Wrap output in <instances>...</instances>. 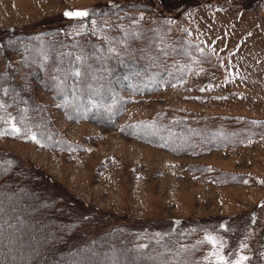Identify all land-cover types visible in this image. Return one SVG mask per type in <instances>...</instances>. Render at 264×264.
<instances>
[{"label":"rangeland","instance_id":"rangeland-1","mask_svg":"<svg viewBox=\"0 0 264 264\" xmlns=\"http://www.w3.org/2000/svg\"><path fill=\"white\" fill-rule=\"evenodd\" d=\"M0 32L11 34L0 52V70L9 62L12 69L6 70L27 93L14 101L0 95L9 117L5 127L18 133L14 113L21 123L32 113L45 114L59 138L53 143L50 132L42 133L44 146L33 137L0 134V152L13 156L24 174H34L37 184L63 196L76 219L81 220V210L91 209L109 223L107 228H153L178 240L192 233L203 241L196 248L203 264H264V136L249 135L263 127L239 120L234 125L246 128L222 130L215 125L227 123L206 125L205 119L264 118V0H0ZM81 35L93 41L92 47L65 60L68 45ZM38 36L51 41L52 53L42 40L28 49ZM182 37L205 44L222 72L192 65L191 45ZM175 46L182 59L173 60L172 74L167 71ZM81 65L84 85L75 75ZM178 75L175 85L134 94ZM26 95L39 104L38 113L24 104ZM141 120L151 128L141 123L136 133L128 127ZM196 120L204 123L194 124L196 133L182 128V122ZM184 129L190 133L178 132ZM238 139L247 142L224 147ZM195 141L207 144V150L193 149ZM216 169L233 174L212 178ZM3 180L2 264H164L160 256L130 252L110 241L80 250L74 260L57 255L63 231L45 212L46 204L34 194L2 186Z\"/></svg>","mask_w":264,"mask_h":264},{"label":"trees","instance_id":"trees-1","mask_svg":"<svg viewBox=\"0 0 264 264\" xmlns=\"http://www.w3.org/2000/svg\"><path fill=\"white\" fill-rule=\"evenodd\" d=\"M152 26L153 25H151L150 28ZM6 31L10 32L12 30L7 29L4 32ZM10 35L11 34L8 33L7 36H10ZM17 35L18 34L14 33L13 36H17ZM7 36H2V32H0V52L3 50V46L7 42V40H9ZM26 37L28 36H26L24 33H21L20 38H22L23 40H26L25 39ZM58 37L61 38L60 36ZM42 39H47V37L38 36V38H35V40H32L28 44L30 45L28 49H30V47H32L35 42L41 41ZM73 40H76L75 43L68 45V47L70 48V51H67L66 53L63 54V57L65 58V60L70 59V58L73 59L72 53L79 54L81 51H87L88 48L92 47L93 45L92 44L93 41L90 40L87 36L81 35ZM182 40L181 42L186 41V42H189L188 44L191 45L192 54H193V57L195 58V62H194L195 64H192V65L194 66L200 65L204 70L218 71L217 72L218 74L222 72V65L216 61V58L213 56L214 53L205 44H203L200 41H197V39H194V38L193 40L192 39L190 40V39H187L186 37H182ZM174 41L178 43L177 39H175ZM50 42L51 41L49 40H42V44L46 48L45 50H48L47 52L52 53V51L50 52L49 50L53 48V45H51L52 43ZM58 42L64 43L63 40H60ZM173 50H174L173 52L174 56L169 57V60L172 61L171 63L172 65L170 66V69L167 71V73L170 72L172 74H173V70L176 69L175 65H177L175 63L173 64V60L175 58L178 59L181 57V56H178L179 50L177 49L176 46L173 48ZM5 63H7V61ZM7 68L12 69V67H10L9 65V62L7 63ZM7 68L0 70V95L3 94L5 96H8L12 101H14L13 99L14 97H16V100L18 98L21 99V97L25 96L24 94H27V93L24 92V89L22 90L20 88V86L16 82L13 72H10V70H6ZM83 70L85 71L84 67H82L81 65V67L75 69L76 71L75 75H76V79H78V81L81 84L83 83L84 85V83H87V80H85V76H84L85 72ZM179 75L174 76L173 80H169V82L168 81L165 83L161 82L160 84H157L155 86L151 85L150 87L152 88L144 87V88H141L143 89V91L140 90L139 92H136L135 90L134 92L136 93L134 94H143L150 90L153 91L155 89H159L161 88V86L172 85V84L175 85L178 81ZM166 76L167 74L164 75L163 78H165ZM86 90H87V87L85 84V86H83V91H86ZM49 91L52 95L55 94L54 89L51 86L49 87ZM88 96L89 95H85L82 97L85 99H88L87 98ZM27 97L28 96L26 95V98L23 100L24 104L26 106L27 105L30 106L29 108L31 109L32 112L38 113L39 107H40L39 104L35 100L34 101L31 99L28 100ZM12 101H9L8 103L10 105H15ZM21 119L22 118L19 117L18 114L16 113H14V116H12V120L16 124L15 126L18 129L16 131L18 133H15V131H13V129H11L10 127H5V125L7 124V121L9 120V117L7 116L5 111L0 107V134L4 133L6 135L15 136L16 138L33 137L35 140L41 142L44 146L48 145L44 140L45 137H43L44 132L46 133L50 132V137L52 140H54L53 143L59 139L58 137L55 136V134H53L54 131L49 130L50 124H48V119L45 114L39 115L36 113L35 114L32 113L30 117L25 119V123H21ZM205 119L207 120L206 125H208V122L210 121H213V122L221 121L222 123L223 122L227 123V125L226 126L222 124L215 125L217 129H222V130L225 128L226 130L237 129L238 131L241 130V128H246V127H236V124L234 125V122H238L239 120H245L249 124L252 121L253 123H258L263 128H262V132L258 133V132L251 131L249 132V135L252 133V135H254L252 137L253 139H256L260 136H264V118L257 119V118H248L246 116H234L233 117V116H227V115H211V116L206 117ZM103 122L107 123L105 121ZM197 122H198L197 120L194 122H189V123L182 122L183 124L181 125H183L182 128L191 127L189 131L192 130V132H194L196 129L195 127L196 125L194 124H199L201 126L204 125V123L202 122H198V123ZM230 122L232 123L230 124ZM141 123L144 124L143 127L147 129L151 128L150 125H148V122L144 120L128 122V127L132 131L138 133L142 129V127L140 126ZM209 128L211 127L209 126ZM207 129L208 127L203 128L204 131H207ZM178 132L180 134L182 133L183 135H186V133L187 134L190 133V132H187L186 129H184L183 132L182 130H179ZM202 132L203 131H199V134H201ZM160 133H162V135L166 134L164 133V131L162 132L160 131ZM130 135L139 137V135L135 133L130 134ZM149 142L154 145H159V146L161 145L159 143L157 144V142H153V141H149ZM246 142L247 141L245 139H242V140L238 139V141H234L232 143H230L229 141L227 142V144H225L226 146L224 147L226 148L230 146L233 148V147L242 145ZM193 143H195L193 144L194 145L193 149L199 148L198 150H200V148L202 147L205 149L207 145V144H201L199 141H195ZM0 162L5 163L3 164L4 167L0 175L2 179L3 178L5 179V181L3 180L4 183H2L3 184L2 186H6V185L12 186L16 190L24 191L26 193L28 192L29 194L36 195L39 200H41L42 202L46 204L45 212L51 214L49 216H51L50 217L51 220H53L54 223H56L54 225H56L57 231H63V234H61V237L60 236L57 237V241H56V244L58 246V249H56L58 253L57 255H61L64 258H72L74 260V254L78 253L80 250L82 249L89 250L91 246L97 244L98 242L101 243V242L110 241L114 245L119 243L120 245L124 247L125 250L130 251V252H135L137 254H148V255H152L156 257L160 256L162 257L160 259L164 262V264H203V262L196 256L197 245H199V243L203 241L197 240L196 238L193 239L195 237L193 236L194 234L186 232V234L181 235V237H179L180 240H178L176 239V237L174 238L172 235H164L162 232L158 233L156 230L155 231L151 230L153 228H150V229L147 228L145 231H139L135 229V225H132L133 227H131L130 225H125V224L124 225L117 224L113 228L112 227L107 228L109 223H107L105 219H103L102 215H99V212L95 210H91V209L87 211V214L81 210V212H79L81 213L79 216H81L83 219L82 218L81 220L76 219L78 215L75 213V209L69 206V204L64 200L63 196H59L58 194H56L57 191L56 190L54 191V189L49 185H47L48 189H45V186L43 184L42 185L37 184L35 182L36 181L35 178H33L32 180V176L34 174L28 175V176L27 174L29 173L24 174L21 170V167H19L20 166L19 163L17 164L14 161L13 156L7 153L0 152ZM215 172L216 174L213 172L212 175H210L212 178L218 177L217 174H219V176H221V174L226 175V176L229 174V172L227 173L226 171H220L217 169ZM240 176L243 177L244 175L242 174ZM6 177H8L9 179ZM52 184L54 185V183ZM74 217H75V220H74ZM182 223L183 221L176 222L177 225L178 224L181 225ZM198 224H201V221H199ZM221 228L226 229L225 226H222ZM198 229L199 230L203 229V226ZM198 229H195L196 233L198 232ZM101 230L103 232H101ZM96 232L100 233V235L98 234L95 235ZM154 232H155V235H153ZM78 238H81V240H83L81 244H79ZM0 264H2L1 261H0ZM72 264H75V260L74 262H72Z\"/></svg>","mask_w":264,"mask_h":264},{"label":"snow or ice","instance_id":"snow-or-ice-1","mask_svg":"<svg viewBox=\"0 0 264 264\" xmlns=\"http://www.w3.org/2000/svg\"><path fill=\"white\" fill-rule=\"evenodd\" d=\"M65 15L69 16V17H85L88 15V13L87 12H67V13H65ZM213 243H214V241H213ZM222 264H223V262H222Z\"/></svg>","mask_w":264,"mask_h":264}]
</instances>
